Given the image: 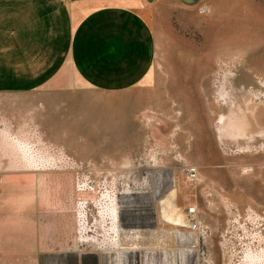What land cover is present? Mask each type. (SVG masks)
I'll use <instances>...</instances> for the list:
<instances>
[{
    "label": "rangeland",
    "instance_id": "374dc122",
    "mask_svg": "<svg viewBox=\"0 0 264 264\" xmlns=\"http://www.w3.org/2000/svg\"><path fill=\"white\" fill-rule=\"evenodd\" d=\"M151 4L153 64L88 89L83 155L0 175V264H264V0Z\"/></svg>",
    "mask_w": 264,
    "mask_h": 264
},
{
    "label": "crops",
    "instance_id": "0c3cea01",
    "mask_svg": "<svg viewBox=\"0 0 264 264\" xmlns=\"http://www.w3.org/2000/svg\"><path fill=\"white\" fill-rule=\"evenodd\" d=\"M151 2L0 0V175L83 155L82 137L101 120L88 89H125L153 64Z\"/></svg>",
    "mask_w": 264,
    "mask_h": 264
},
{
    "label": "bare ground",
    "instance_id": "6f19581e",
    "mask_svg": "<svg viewBox=\"0 0 264 264\" xmlns=\"http://www.w3.org/2000/svg\"><path fill=\"white\" fill-rule=\"evenodd\" d=\"M115 223H116V215H115V218H114V224H113V226H114V230L116 231V227H115L116 224H115ZM114 239H115V238H114ZM201 264H202V263H201Z\"/></svg>",
    "mask_w": 264,
    "mask_h": 264
},
{
    "label": "built area",
    "instance_id": "2783aa9c",
    "mask_svg": "<svg viewBox=\"0 0 264 264\" xmlns=\"http://www.w3.org/2000/svg\"><path fill=\"white\" fill-rule=\"evenodd\" d=\"M202 264H209L208 262H203Z\"/></svg>",
    "mask_w": 264,
    "mask_h": 264
},
{
    "label": "water",
    "instance_id": "95a60500",
    "mask_svg": "<svg viewBox=\"0 0 264 264\" xmlns=\"http://www.w3.org/2000/svg\"><path fill=\"white\" fill-rule=\"evenodd\" d=\"M187 1H189V0H187Z\"/></svg>",
    "mask_w": 264,
    "mask_h": 264
}]
</instances>
